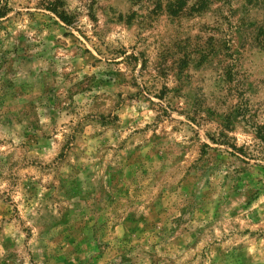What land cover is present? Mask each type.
<instances>
[{
  "label": "rangeland",
  "instance_id": "obj_1",
  "mask_svg": "<svg viewBox=\"0 0 264 264\" xmlns=\"http://www.w3.org/2000/svg\"><path fill=\"white\" fill-rule=\"evenodd\" d=\"M264 0H0V264H264Z\"/></svg>",
  "mask_w": 264,
  "mask_h": 264
},
{
  "label": "trees",
  "instance_id": "obj_2",
  "mask_svg": "<svg viewBox=\"0 0 264 264\" xmlns=\"http://www.w3.org/2000/svg\"><path fill=\"white\" fill-rule=\"evenodd\" d=\"M259 138L264 142V131H260Z\"/></svg>",
  "mask_w": 264,
  "mask_h": 264
}]
</instances>
